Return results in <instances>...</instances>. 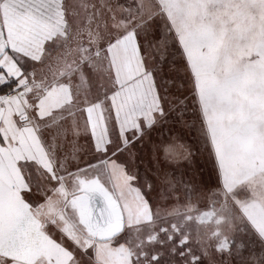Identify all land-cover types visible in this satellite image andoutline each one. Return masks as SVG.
I'll return each instance as SVG.
<instances>
[{"label": "snow or ice", "instance_id": "1", "mask_svg": "<svg viewBox=\"0 0 264 264\" xmlns=\"http://www.w3.org/2000/svg\"><path fill=\"white\" fill-rule=\"evenodd\" d=\"M240 161L264 171V0H0V264H264L260 201L222 238L167 218Z\"/></svg>", "mask_w": 264, "mask_h": 264}, {"label": "rangeland", "instance_id": "2", "mask_svg": "<svg viewBox=\"0 0 264 264\" xmlns=\"http://www.w3.org/2000/svg\"><path fill=\"white\" fill-rule=\"evenodd\" d=\"M232 150L235 152L236 147L233 146ZM237 164H233L227 177V190L218 186L215 188L201 187L190 198L185 197V203L176 210H173L171 216L167 218L175 219L178 223L183 224L184 222L177 215V211L183 212L185 216L191 213L192 224L188 225V227L193 230L198 228L201 236L207 240L216 236L217 232L220 235L216 238H222L224 233L229 231L227 224L222 223L225 217L228 216V213L223 211L225 199L228 200L229 205L236 201L238 197L241 201H260L261 204L256 205L253 211L257 213L264 212V207L261 206L264 205V187H261L259 183L251 182L253 175H249V173L242 172L237 174L238 171L235 172L238 167ZM254 167L251 165V168ZM157 221L162 222L160 221V217H157Z\"/></svg>", "mask_w": 264, "mask_h": 264}, {"label": "crops", "instance_id": "3", "mask_svg": "<svg viewBox=\"0 0 264 264\" xmlns=\"http://www.w3.org/2000/svg\"><path fill=\"white\" fill-rule=\"evenodd\" d=\"M84 39H87V35L83 37ZM81 37L79 35L74 36L71 41H69V44L67 47V57L68 62L70 63L72 61L73 56L75 55L76 49L79 47ZM68 71V63L61 62V64L54 70L53 73H50L49 79H52L53 76L58 78L61 72Z\"/></svg>", "mask_w": 264, "mask_h": 264}, {"label": "trees", "instance_id": "4", "mask_svg": "<svg viewBox=\"0 0 264 264\" xmlns=\"http://www.w3.org/2000/svg\"><path fill=\"white\" fill-rule=\"evenodd\" d=\"M237 166H238L237 170L235 171V172L238 171L237 174L242 173V172L249 173V175H253V179H251V182H254L256 184L259 183L261 187H264V171H261L258 167L251 168L250 163L243 162V161H240L237 164Z\"/></svg>", "mask_w": 264, "mask_h": 264}]
</instances>
